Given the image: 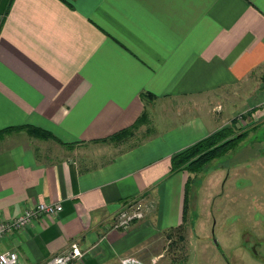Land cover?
Here are the masks:
<instances>
[{
  "label": "crops",
  "instance_id": "crops-1",
  "mask_svg": "<svg viewBox=\"0 0 264 264\" xmlns=\"http://www.w3.org/2000/svg\"><path fill=\"white\" fill-rule=\"evenodd\" d=\"M8 2L0 0V222L38 202L62 210L5 236L0 252L44 264L76 241L84 254L74 264H141L147 248L150 264H169L163 239L183 225L189 198L188 172L172 170L171 158L240 115L242 94L258 105L264 0ZM144 111L148 121L130 136L103 140ZM135 198L150 205L144 219L111 228Z\"/></svg>",
  "mask_w": 264,
  "mask_h": 264
},
{
  "label": "rangeland",
  "instance_id": "rangeland-1",
  "mask_svg": "<svg viewBox=\"0 0 264 264\" xmlns=\"http://www.w3.org/2000/svg\"><path fill=\"white\" fill-rule=\"evenodd\" d=\"M259 78L264 82V72ZM254 101L242 94L240 115L219 128L230 127V137L248 129L246 137L188 173L184 223L170 232L171 247L163 239L166 262L183 253L186 264H264V91ZM248 106L255 108L242 113ZM148 250L138 253L143 264L151 262Z\"/></svg>",
  "mask_w": 264,
  "mask_h": 264
},
{
  "label": "trees",
  "instance_id": "trees-1",
  "mask_svg": "<svg viewBox=\"0 0 264 264\" xmlns=\"http://www.w3.org/2000/svg\"><path fill=\"white\" fill-rule=\"evenodd\" d=\"M13 0H9L7 9L10 7ZM144 98L150 97L153 98L154 95L151 93H142ZM148 121V115L146 111H144L138 119L129 127H126L103 140L109 141H121L126 137L130 136L135 129H137L141 124H144ZM231 122H235V118L231 120ZM230 127H224L222 129L216 130L210 135L194 142L190 146L185 149L175 153L171 158V166L172 170L181 169L188 173H198L204 169V167L216 157L226 153L230 148L237 145L240 141H242L246 135L248 129H243V131H239L230 137ZM28 132L36 137L40 138H53L54 140L61 142L58 138L53 136L51 133L47 131H43L41 129L29 127ZM188 182L185 184V201L187 200V192H188ZM180 227V226H179ZM178 227V228H179ZM171 238V237H169ZM180 240H183V237H179ZM173 244V239H170V245ZM168 247V250L170 251ZM186 256L182 253L179 256L175 254L170 258V264H185Z\"/></svg>",
  "mask_w": 264,
  "mask_h": 264
},
{
  "label": "built area",
  "instance_id": "built-area-1",
  "mask_svg": "<svg viewBox=\"0 0 264 264\" xmlns=\"http://www.w3.org/2000/svg\"><path fill=\"white\" fill-rule=\"evenodd\" d=\"M149 204L143 198H135L126 201L117 211L111 228L126 231L134 222L144 219L148 211ZM62 210L59 202H38L27 207L22 213L7 221L0 222V240L14 230H19L28 225L33 219L43 216H53ZM84 252L78 242H71L63 251L48 258L44 264H74L80 261ZM123 264H140L135 260H124ZM0 264H20L18 255L14 250H4L0 252Z\"/></svg>",
  "mask_w": 264,
  "mask_h": 264
},
{
  "label": "flooded vegetation",
  "instance_id": "flooded-vegetation-1",
  "mask_svg": "<svg viewBox=\"0 0 264 264\" xmlns=\"http://www.w3.org/2000/svg\"><path fill=\"white\" fill-rule=\"evenodd\" d=\"M167 251L170 252V251L168 250V248H167ZM170 258H171V257H170ZM186 259H187V256H186ZM141 264H143V263H141ZM169 264H170V263H169ZM185 264H186V263H185Z\"/></svg>",
  "mask_w": 264,
  "mask_h": 264
}]
</instances>
